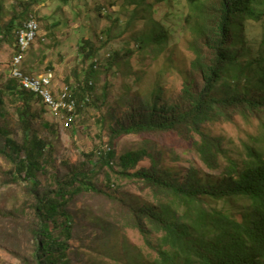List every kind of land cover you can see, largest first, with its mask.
I'll return each instance as SVG.
<instances>
[{
    "label": "trees",
    "instance_id": "trees-1",
    "mask_svg": "<svg viewBox=\"0 0 264 264\" xmlns=\"http://www.w3.org/2000/svg\"><path fill=\"white\" fill-rule=\"evenodd\" d=\"M37 2L39 0H31V5ZM124 2L123 9H130L124 10L128 14L124 30L116 29L121 26L120 15L113 18L104 3L96 5L97 15L115 25L102 32L99 48L92 41H85L80 47V54L91 64L84 84L80 81L72 87L66 79L68 101H74L77 107L73 117L64 111L55 113L62 119L60 122L64 129L75 130L82 109L91 101L93 79L99 75L97 52L130 32L126 42L123 41L125 50H116L112 58L110 54V72L116 66L120 68L121 60L129 59L137 52L153 48L159 55L170 49L172 32L164 26L172 15L171 9L166 6L168 0ZM185 5L188 13L183 18L181 32L182 37L185 36L183 44L191 57L188 62L183 60L180 63L169 57L170 68L183 78L180 95L169 97V89L158 80L150 94L138 104H130L115 132L176 131L192 141L193 150L199 155L204 169L195 165L184 170L177 166L166 167L161 154L141 149L121 156L119 164L122 171L117 172L112 162L115 151L98 152L100 158L97 163L101 170L107 169L111 185L112 174L136 178L152 192L153 202L126 204L113 194L98 189L94 180L100 172L86 170V163L81 164L83 170L72 169L57 180L56 189L40 193L38 174L52 165L51 156L46 160L52 147L40 137L35 122L51 111L39 95L24 89L17 79L9 78L0 84V108L5 104V96L13 97L22 136L19 142L11 137L10 128L0 127V133L6 136V145L0 146V154L14 164L16 177L32 184V192H37L34 205L38 220L34 229L36 264H71L67 251L73 235L65 208L83 192L103 194L111 202L123 205L125 208H119L118 215L122 216L127 226L141 233L145 246L156 254L155 258L149 254H134L136 249L128 248L125 258L117 256L110 248L112 258L119 262L264 264V0H185ZM22 6L21 14L15 9L7 25L0 27V43L15 39L16 53L19 52L16 32L32 14L28 16L26 12L31 10L24 3ZM108 6L111 10L115 9L117 0L111 1ZM163 10L161 23L156 17ZM4 12V2L0 0V19ZM24 18L26 20L19 25L18 22ZM139 21L144 22L145 28L133 30ZM171 26L174 28V25ZM258 26L262 28L261 36L254 32ZM39 31L31 48L39 38ZM42 41L44 38L39 40ZM22 70L28 73L24 62ZM126 101L125 104L128 99ZM35 104L40 106L37 113L33 109ZM5 115L0 109V117ZM56 117L52 119L55 121ZM238 119L244 125L258 123L257 132L249 134L239 148L223 137L212 136L204 130L206 124L221 121L236 125ZM54 121L46 124L51 130L60 126ZM83 156L88 163L96 164L92 153ZM146 157L150 160V168L131 173ZM216 172L220 174L216 176ZM243 200L246 201L245 206L236 211L233 208L220 209L218 205L224 202L234 206L235 202ZM59 217H64L65 221L61 222ZM101 221L104 219L98 220L100 224ZM153 237H157L156 241Z\"/></svg>",
    "mask_w": 264,
    "mask_h": 264
},
{
    "label": "rangeland",
    "instance_id": "rangeland-1",
    "mask_svg": "<svg viewBox=\"0 0 264 264\" xmlns=\"http://www.w3.org/2000/svg\"><path fill=\"white\" fill-rule=\"evenodd\" d=\"M111 1L113 0H87V3H83V0H39L33 6L31 0H3L5 12L0 19V27L7 25L15 9L18 14L22 13L23 3L28 6L31 11L26 13L28 16L32 13L39 19L41 29L37 42L28 49L29 51L27 50L28 52L26 51L27 53L25 52L26 54H23L24 68L30 74L52 72L55 75V91L59 94L67 89L66 79L72 87L78 85L80 81L82 84L85 83L86 72L90 69L91 62L85 61L84 55L80 54V47L84 42L92 41L99 48L102 32L115 25H111V22L97 15L95 12L97 4L104 3L107 7L106 11L113 18L120 15L121 28L116 27V29H125L128 14L124 12L130 9H123L124 0H117V7L111 10L108 6ZM151 1L155 2V0ZM166 6L172 11V15L164 23L165 28L172 32L169 50L159 55L153 51V48L137 52L129 59L121 60L120 68L116 66L109 72L108 58L110 54L112 58L116 50H125L123 41L126 42L127 37L130 36L129 32L97 52L99 75L93 79L94 90L91 92V101L88 105H84L75 130L64 129L60 122L62 119L56 117L51 110L50 114H44L42 119L36 120L40 137L52 147V150L47 153L46 160L49 159L48 156H51L53 162L45 172L38 174L40 193L56 189L57 180L62 179L72 169L83 170L81 164L86 163V170L96 169L100 172L94 180L98 189L113 194L126 204L153 202L152 192L136 178L130 179L112 174L113 184L111 185L107 169L101 170L97 163L100 158L98 152L109 149L115 151L112 162L117 172L122 171L119 164L121 156L141 149L151 154H161L166 167L177 166L184 170L195 165L204 169L199 155L193 150L192 141L181 137L176 131L115 132L118 129V123L129 110L130 104L136 105L143 97L150 94L158 80H161L160 84L169 89V97L175 98L181 93L183 78L177 71L170 68L169 57L172 56L178 63L190 60L191 53L183 44L185 36L182 37L181 32L183 18L188 10L185 0H168ZM165 10L157 15V21L163 22L161 14ZM25 18L18 24L22 25ZM171 25H174V28ZM144 28V22L139 21L133 30ZM1 29L5 30V28ZM254 32L261 36L262 28L258 26ZM42 38L44 41L39 42ZM14 55H16L15 39L0 43L1 85L11 78ZM138 77H140L139 81H137ZM1 85L0 88H2ZM12 98V96L4 98L5 104L0 109H3L6 115L0 117V127L10 128L13 134L11 137L21 142L20 125ZM127 99L128 103L125 104ZM38 108L40 106L35 104L33 108L35 113ZM54 117L61 126L57 130L54 128L51 130L46 125L52 124ZM237 122L236 125L221 121L217 124H206L204 130L212 136L223 137L226 142H232L239 148L249 134L257 132L258 123L255 121L250 125H244L239 119ZM5 145L6 136L0 133V146ZM89 153L94 155L93 162L96 164L86 161L83 155ZM21 156L24 157V153ZM150 166V160L146 157L131 173L141 168H150ZM15 174L14 164L0 154V264H36L34 229L38 220L34 205L37 192H32V184L16 177ZM219 174L220 172L215 173L216 176ZM245 202V200L235 202L234 206L224 202L218 205L220 209L233 208L236 211L245 206ZM121 207L125 208L121 204L111 202L105 195L93 192H83L72 199L65 208L73 235L67 251L71 264H125L112 258L111 249L117 253V256L125 258L128 248H135L134 254L140 253L144 256L149 254L153 258L156 257V254L145 246L141 233L127 226L126 221L121 219L122 216L118 215L117 210ZM102 218L104 221L100 224L98 220ZM59 220L64 222L65 218L59 217ZM156 238L153 237V241H156Z\"/></svg>",
    "mask_w": 264,
    "mask_h": 264
},
{
    "label": "bare ground",
    "instance_id": "bare-ground-1",
    "mask_svg": "<svg viewBox=\"0 0 264 264\" xmlns=\"http://www.w3.org/2000/svg\"><path fill=\"white\" fill-rule=\"evenodd\" d=\"M38 18L35 17L34 14H31L29 19L20 27L19 30L16 32V39L18 40V48L19 52L14 55L12 58V68H11V78L17 79L21 84V86L26 90H31L43 101H52V104L45 102V105L48 106L49 110H55V113L63 111L66 112L68 115L73 117L75 113H69L74 109V101H68V91L67 89L62 93L57 94L55 91V75L52 72L46 74H39V75H30L28 73L23 72V54L31 48L32 43L36 40L38 31L40 29V24L38 22ZM29 51V50H28ZM27 51V52H28ZM26 52V53H27ZM25 53V54H26ZM19 55V56H18ZM18 57V59H17ZM13 71H18V74H13ZM44 75V76H41ZM50 79V83L52 85L48 88V83H45V80ZM73 96V95H72ZM71 96V97H72ZM70 97V96H69ZM58 98V99H56ZM71 99V98H70Z\"/></svg>",
    "mask_w": 264,
    "mask_h": 264
},
{
    "label": "built area",
    "instance_id": "built-area-1",
    "mask_svg": "<svg viewBox=\"0 0 264 264\" xmlns=\"http://www.w3.org/2000/svg\"><path fill=\"white\" fill-rule=\"evenodd\" d=\"M20 52H21V50H20ZM20 52H19V55H20ZM17 59H18V57H17ZM13 74H18V71H13ZM45 83H48V88L50 85H52V83H50V79L45 80ZM19 84H24V83H19ZM44 102H48V103L52 104L53 99H52V101H44ZM76 107H77V105L74 102V109L72 111H69V113H76ZM53 114L55 115V110H53ZM75 117H76V115H75Z\"/></svg>",
    "mask_w": 264,
    "mask_h": 264
}]
</instances>
